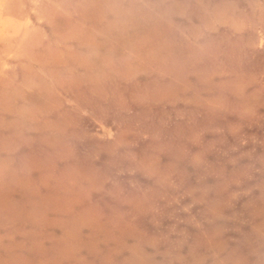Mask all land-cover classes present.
Returning <instances> with one entry per match:
<instances>
[{"label":"rangeland","instance_id":"1","mask_svg":"<svg viewBox=\"0 0 264 264\" xmlns=\"http://www.w3.org/2000/svg\"><path fill=\"white\" fill-rule=\"evenodd\" d=\"M0 264H264V0H0Z\"/></svg>","mask_w":264,"mask_h":264}]
</instances>
